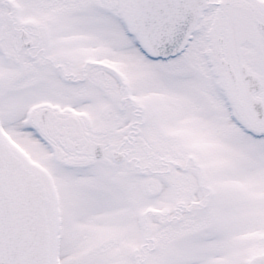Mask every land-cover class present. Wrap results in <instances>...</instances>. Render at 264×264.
I'll list each match as a JSON object with an SVG mask.
<instances>
[{"label": "snow or ice", "instance_id": "snow-or-ice-1", "mask_svg": "<svg viewBox=\"0 0 264 264\" xmlns=\"http://www.w3.org/2000/svg\"><path fill=\"white\" fill-rule=\"evenodd\" d=\"M0 264H264V0H0Z\"/></svg>", "mask_w": 264, "mask_h": 264}]
</instances>
